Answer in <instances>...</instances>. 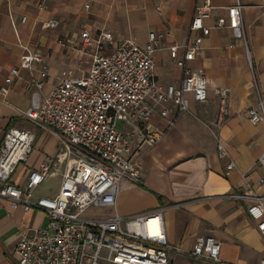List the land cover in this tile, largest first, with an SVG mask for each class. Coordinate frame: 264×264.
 Segmentation results:
<instances>
[{"label": "crops", "instance_id": "1", "mask_svg": "<svg viewBox=\"0 0 264 264\" xmlns=\"http://www.w3.org/2000/svg\"><path fill=\"white\" fill-rule=\"evenodd\" d=\"M236 2L212 0L217 11L205 22L212 30L204 36L201 31H191L196 8L204 0H0V90L27 51L47 56L50 77L43 94L60 82L65 70L72 71L74 78L83 77L97 51L95 45L83 47L86 30L93 39L104 32L113 35L114 44L105 43L101 51L104 56L112 55L126 40L144 46L150 34H156L160 44L154 56L156 79L163 87H180L184 72L170 50L179 47V57H183L184 47L202 38L200 50L187 67L204 73L209 80L208 100L199 103L189 94L191 113H180L171 129L161 116H154L147 127L164 136L153 148L147 144L136 148L139 182L123 180L116 207L89 210L87 213L95 214L86 215L96 219L116 214L129 217L163 208L173 248L171 264H261L264 259V235L250 218L247 202L230 197L249 192L243 175L254 191L264 192L260 185L264 167L258 166L264 156V124L250 120V110L264 100V0H241L243 39L230 29L214 27L216 19L227 17V9ZM48 20L58 21L59 26L42 28ZM27 79L29 72L22 71L8 95L0 97V149L10 130L34 136L12 182L25 187L31 171L49 166L48 175L34 192L32 201L36 203L41 197L59 194L67 163L77 157L69 158L72 146L68 142L24 117L32 103L25 88ZM217 89L229 92L225 113ZM214 132L238 164L229 177L227 159L218 152ZM49 220L40 209H13L10 200L0 197V264H16L14 252L21 233L44 228ZM200 237H212L222 244L220 263L192 256Z\"/></svg>", "mask_w": 264, "mask_h": 264}, {"label": "built area", "instance_id": "2", "mask_svg": "<svg viewBox=\"0 0 264 264\" xmlns=\"http://www.w3.org/2000/svg\"><path fill=\"white\" fill-rule=\"evenodd\" d=\"M39 7L43 8L41 4ZM243 9L241 0H237L227 9V17L216 19L214 27L230 29L236 38L243 39ZM216 11L212 0H204L196 8L191 31L209 36L212 28L205 22ZM58 26L56 20L42 24L44 29ZM82 39L85 49L93 45L97 48L91 69L83 77L74 78L72 71L65 70L60 82L43 94L50 77L47 56L27 51L0 90L4 99L22 71H28L25 88L31 93L32 103L24 117L68 142L72 146L69 158L77 157L73 163H67L59 194L54 198L41 197L34 203V192L48 175L49 166L31 171L25 187L16 186L12 177L30 152L34 136L18 130L6 134L0 149V197L10 200L13 209L22 207L26 212L40 209L50 219L44 228L21 233L14 252L16 264H171L173 248L163 208L104 219L89 218L86 214L89 210L116 207L123 180L139 182L140 159L136 148L144 144L153 148L164 136L147 127L154 116H161L171 129L180 113H191L189 94L199 103L208 100L209 80L204 73L187 67L200 50L202 38L186 45L183 57H179V47L170 50L171 58L184 72L180 87H163L156 79L154 56L160 44L154 33L146 45L126 40L110 56L102 55L101 51L105 43L114 44L111 33L104 32L93 39L86 30ZM216 94L225 113L229 92L217 89ZM250 120L253 124H264V100L260 99L258 106L250 110ZM214 135L218 139L216 132ZM24 141H30L28 151L17 154ZM218 152L227 159L229 177L238 170V164L219 139ZM258 166L264 167V156ZM243 178L249 192L230 197L247 202L250 218L264 235V192L254 191L246 176ZM260 185L264 189V179ZM221 249L222 244L214 238L200 237L191 254L196 259L220 263Z\"/></svg>", "mask_w": 264, "mask_h": 264}, {"label": "bare ground", "instance_id": "3", "mask_svg": "<svg viewBox=\"0 0 264 264\" xmlns=\"http://www.w3.org/2000/svg\"><path fill=\"white\" fill-rule=\"evenodd\" d=\"M29 145H30V141H24L22 143V146L18 150L17 154H24L25 152H27L29 149Z\"/></svg>", "mask_w": 264, "mask_h": 264}, {"label": "rangeland", "instance_id": "4", "mask_svg": "<svg viewBox=\"0 0 264 264\" xmlns=\"http://www.w3.org/2000/svg\"><path fill=\"white\" fill-rule=\"evenodd\" d=\"M119 126H120V124H119ZM95 213H93V212H89V213H87L86 215H94Z\"/></svg>", "mask_w": 264, "mask_h": 264}]
</instances>
